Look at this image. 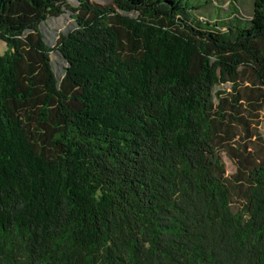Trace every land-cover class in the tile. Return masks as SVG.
I'll return each instance as SVG.
<instances>
[{
  "label": "trees",
  "instance_id": "obj_1",
  "mask_svg": "<svg viewBox=\"0 0 264 264\" xmlns=\"http://www.w3.org/2000/svg\"><path fill=\"white\" fill-rule=\"evenodd\" d=\"M110 1L0 0V264H264V0Z\"/></svg>",
  "mask_w": 264,
  "mask_h": 264
},
{
  "label": "rangeland",
  "instance_id": "obj_2",
  "mask_svg": "<svg viewBox=\"0 0 264 264\" xmlns=\"http://www.w3.org/2000/svg\"><path fill=\"white\" fill-rule=\"evenodd\" d=\"M91 2L107 6L111 4L110 0H90ZM209 0H190L192 6L195 8L190 12L189 16L193 20H198L200 16H212L218 18L219 16H225L224 14L219 13L218 8L209 7L205 4ZM230 3L231 0H216V5L225 8V13L228 15L230 12ZM238 3L241 7L245 18L250 17V11L253 12V1L252 0H238ZM76 6L75 3L72 4ZM248 11V12H246ZM211 13V14H210ZM210 14V15H209ZM72 12L67 11L65 15L60 18L50 19L46 25V32L49 36H58V34L65 32L67 30H73L76 27V23L73 21ZM7 50L6 45L3 42H0V54H4ZM248 86V85H245ZM218 90H227L230 92V85H222ZM246 115L248 113H245ZM250 123L249 132L246 131V128L243 126H238L234 130L236 134V139L232 144L228 145L222 152V158L226 165L227 176L230 179H233L236 176L239 168L244 169V167H251L255 161L260 160L264 157V111L259 112L258 116H254ZM237 148H241L243 151V156L241 158H236ZM246 150V151H245ZM241 160V161H240ZM243 204V193L238 191L234 195L233 199V208L235 211L239 210Z\"/></svg>",
  "mask_w": 264,
  "mask_h": 264
}]
</instances>
